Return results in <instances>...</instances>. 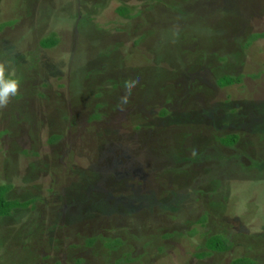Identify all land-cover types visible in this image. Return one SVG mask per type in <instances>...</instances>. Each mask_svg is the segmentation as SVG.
Here are the masks:
<instances>
[{"label":"rangeland","instance_id":"obj_1","mask_svg":"<svg viewBox=\"0 0 264 264\" xmlns=\"http://www.w3.org/2000/svg\"><path fill=\"white\" fill-rule=\"evenodd\" d=\"M87 1L0 0V62L27 76L0 109V190L34 201L0 221V264H264V37L241 47L264 34V0ZM212 236L234 248L198 260Z\"/></svg>","mask_w":264,"mask_h":264},{"label":"trees","instance_id":"obj_2","mask_svg":"<svg viewBox=\"0 0 264 264\" xmlns=\"http://www.w3.org/2000/svg\"><path fill=\"white\" fill-rule=\"evenodd\" d=\"M85 2H88L87 0H84ZM153 10V7L150 9ZM116 14L120 17V18H124L127 20H131L134 17H138V15H131V10L128 9L127 7H120L116 10ZM194 28V27H193ZM203 29H201L199 27L198 31L199 33L203 34ZM206 30V29H204ZM182 33V31H180L179 33H175L174 35H172L171 37L175 38V36H178ZM198 33V34H199ZM264 34H253L250 35L249 38L247 39V41H245L243 44H241V47L243 49H248L255 41H257L260 38H263ZM204 38H206L204 35L202 36H196V37H190V38H182L185 41H188L189 44L184 45V48L182 50H180L179 52H175L172 53L170 55L171 59L170 62L172 61H177L178 63L181 62L185 63L183 61H185L186 59H194V56L196 54V52H199V50H201V47H196V46H192L194 43H202L203 41L200 40H204ZM145 39V35H141V38L138 39V41L136 42V44H139L141 40ZM204 43V42H203ZM60 45V41L59 38L57 37V35L52 34L47 38H43L40 42H39V48L41 50H43L44 52H50V51H54L58 46ZM199 48V49H198ZM203 48V47H202ZM31 51H26V53L23 54H27L28 56H30L31 59V69H36V62H34L36 60V55L33 53H30ZM153 53V52H152ZM177 53V54H176ZM156 54V53H153ZM174 54L178 55L177 58H179V60H176L174 58ZM168 58V55H165V59ZM222 61L224 62V59H222ZM176 62V64H177ZM29 68V69H30ZM21 76L18 77L20 80V86H23L25 84V80L27 78V76H22V74H20ZM242 77L243 76H232V75H219L217 77V81H216V87L218 89H226L229 87H233V86H240L242 85ZM257 76H254L252 78H256ZM101 94H97L96 97H100ZM19 98H21L20 96H17L15 99L19 100ZM100 107V106H97ZM14 111V110H13ZM12 111V112H13ZM18 112V110L16 111ZM235 113V111H233ZM168 115V111L166 110H162L159 113V116L161 118H164ZM100 115L98 113H94L91 117V120H99ZM2 134V133H1ZM60 141V137L55 136L52 137L48 143L53 145L56 144L57 142ZM239 142V136L238 135H229V136H225V137H221L219 139V144L225 148H231L233 146H235L237 143ZM185 175V174H184ZM10 191V187H6V188H2L0 190V221L5 219V218H10L11 216H13V211L16 210L17 208L22 209L23 207L26 206H30L34 203V201H31L29 203H27L26 205L20 204V203H10L11 201H9L10 199L6 196L7 194H9ZM206 222V216H203L202 219L200 220L199 224L204 225V223ZM164 238H170V235H165ZM95 244V239H89L86 241V245L88 247H92ZM107 244H110L109 246V250H114L115 246H119L121 245V242L119 240H114L113 242H109V243H105V246ZM205 250L206 252L204 253H199L196 254L195 257L198 260H203L205 258L211 257L213 254L215 253H226L230 250H232L234 248V244L232 242H229L226 238L221 237V236H212L210 238H208L204 244ZM83 263L82 261H77L76 264H81ZM135 264V260L130 258L129 256L126 257L125 260L123 261H117L116 264ZM58 264V263H56ZM230 264H259L258 261H256L255 259H251V258H247V257H239V258H235L232 260V262Z\"/></svg>","mask_w":264,"mask_h":264},{"label":"clouds","instance_id":"obj_3","mask_svg":"<svg viewBox=\"0 0 264 264\" xmlns=\"http://www.w3.org/2000/svg\"><path fill=\"white\" fill-rule=\"evenodd\" d=\"M5 63L10 66V71L5 74ZM137 81H126L125 88L126 94L121 97V104H127L128 98L131 95L132 89L136 86ZM20 92V80L16 76L15 68L12 67L10 62H0V109L8 106L11 99L18 96Z\"/></svg>","mask_w":264,"mask_h":264}]
</instances>
